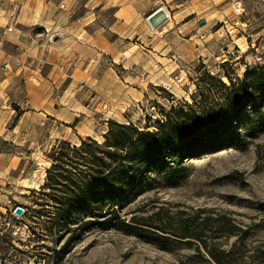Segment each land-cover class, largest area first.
<instances>
[{"label": "rangeland", "instance_id": "rangeland-1", "mask_svg": "<svg viewBox=\"0 0 264 264\" xmlns=\"http://www.w3.org/2000/svg\"><path fill=\"white\" fill-rule=\"evenodd\" d=\"M55 2L26 34L31 50L0 67V264H215L171 239L80 233L71 216L64 228L53 192L42 187L61 142L102 144L110 121L156 132L165 113L193 97L219 111L227 92L218 81L230 86L227 77L236 83L264 68V0ZM160 7L169 19L152 30L147 17ZM262 109L233 123L246 148L184 161L170 173L151 171L121 216L204 209L247 232L248 255L264 250ZM15 207L24 209L21 217ZM217 242L239 247L235 237Z\"/></svg>", "mask_w": 264, "mask_h": 264}, {"label": "trees", "instance_id": "trees-1", "mask_svg": "<svg viewBox=\"0 0 264 264\" xmlns=\"http://www.w3.org/2000/svg\"><path fill=\"white\" fill-rule=\"evenodd\" d=\"M227 78L230 86L218 81L227 92L219 111L209 100L193 97L192 103L185 102L165 113V122L156 132H142L110 121L102 144L88 138L79 146L61 142L54 147L42 190L53 192L60 221L57 224L67 228L66 220L71 216L80 233L96 228L171 239L203 250L215 264H264V250L258 248L248 255L244 243L247 232L224 215L214 216L204 209L187 213L160 208L129 221L121 216L131 194L151 171L170 173L184 161L222 149L247 147V139L234 129L233 123L244 119L249 111L262 116L264 68L247 70L236 83ZM258 209L264 212V202ZM233 237L239 244L234 250H226L217 242L219 238ZM74 238L73 235L71 239Z\"/></svg>", "mask_w": 264, "mask_h": 264}, {"label": "crops", "instance_id": "crops-1", "mask_svg": "<svg viewBox=\"0 0 264 264\" xmlns=\"http://www.w3.org/2000/svg\"><path fill=\"white\" fill-rule=\"evenodd\" d=\"M19 5V14L12 31L2 35V31L7 26V18L0 13V67L16 57L24 55L31 50L30 41L26 39V34L31 28L45 21L49 15L52 6L56 5V0H8ZM6 81L0 80V87H5ZM0 112V119L2 117ZM26 114L21 113L19 119ZM1 129V126H0Z\"/></svg>", "mask_w": 264, "mask_h": 264}, {"label": "water", "instance_id": "water-1", "mask_svg": "<svg viewBox=\"0 0 264 264\" xmlns=\"http://www.w3.org/2000/svg\"><path fill=\"white\" fill-rule=\"evenodd\" d=\"M168 19L169 16L167 15L165 9L160 7L147 17V22L152 30H156L161 27ZM204 24V21L199 23L200 26H203ZM13 213L16 216L21 217L24 214V209L21 207H15Z\"/></svg>", "mask_w": 264, "mask_h": 264}, {"label": "built area", "instance_id": "built-area-1", "mask_svg": "<svg viewBox=\"0 0 264 264\" xmlns=\"http://www.w3.org/2000/svg\"><path fill=\"white\" fill-rule=\"evenodd\" d=\"M0 13L7 18V26L2 31V35L6 32H10L16 23L17 16L19 14V5L8 0H0Z\"/></svg>", "mask_w": 264, "mask_h": 264}, {"label": "bare ground", "instance_id": "bare-ground-1", "mask_svg": "<svg viewBox=\"0 0 264 264\" xmlns=\"http://www.w3.org/2000/svg\"><path fill=\"white\" fill-rule=\"evenodd\" d=\"M166 11V10H165ZM166 13H167V15H168V12L166 11ZM169 16V15H168ZM39 186V184L37 185V186H32V185H30V186H28V187H38Z\"/></svg>", "mask_w": 264, "mask_h": 264}]
</instances>
